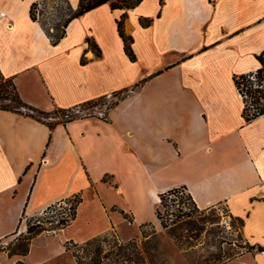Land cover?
<instances>
[{
	"label": "crops",
	"instance_id": "crops-1",
	"mask_svg": "<svg viewBox=\"0 0 264 264\" xmlns=\"http://www.w3.org/2000/svg\"><path fill=\"white\" fill-rule=\"evenodd\" d=\"M35 2L0 0V75L25 103L51 112L129 94L106 118L53 130L0 110V264H75L66 241L118 232L121 211L158 227L159 195L179 187L201 210L225 207L245 241L264 247V116L245 122L233 83L264 52V0H142L124 11L134 60L118 32L123 11L92 9L54 45L30 17ZM67 2L76 10L79 0ZM77 194L65 228L8 254L25 219ZM225 264H264V253Z\"/></svg>",
	"mask_w": 264,
	"mask_h": 264
},
{
	"label": "trees",
	"instance_id": "trees-1",
	"mask_svg": "<svg viewBox=\"0 0 264 264\" xmlns=\"http://www.w3.org/2000/svg\"><path fill=\"white\" fill-rule=\"evenodd\" d=\"M141 2L142 0H79L78 7L64 21L62 30L59 33L55 35L51 34L44 26L43 27L45 28L52 44L56 45L64 37L66 33V27L72 19L79 17L101 5L109 4L112 11H123L119 19H117L118 32L124 42V49L126 54L131 60H134L135 55L133 54L131 48L132 39L131 37L126 36L124 33L123 19L125 17V10L133 9ZM35 4L36 3H33L30 8V17L33 21H37L34 12ZM141 22L146 26L150 23V21H148L147 19H143L141 20ZM256 60L258 65L254 71L233 76L235 89L243 102L242 117L247 123L264 116V52L258 55L256 57ZM133 90H135V88H133L132 91ZM122 93L123 98L127 97L129 94V92L126 90L122 91ZM102 99L103 98L91 101L77 107L68 109L57 108L51 112H46L25 103L21 98L13 80L11 78H4L0 75V110L9 111L29 117L37 122L46 124L51 130H53L58 125H65L70 121L88 117L89 115L76 111H78L79 109L84 110L88 106L92 107L93 104L95 105L97 102H102ZM117 104H114L107 108L105 118L107 117V114L110 112V110H112ZM174 197L181 198L178 202L179 207L176 213L172 211L171 213H167L166 217L163 216L161 214L160 208L166 207L169 210L170 207H175L173 203L175 202ZM159 198L160 202L159 206L156 209V216L164 229L172 226V234H176L178 230L184 227L187 229L188 227L192 228L194 222L189 221V219L192 217L191 215L194 212H199V210L205 211L199 209L196 206L191 195L187 193L185 187L168 190L167 192L160 194ZM168 199L171 202L169 205L166 204ZM81 201L82 198L80 194H77L65 201H61L48 206L41 215L47 216L57 208H63L64 205L70 204V208L68 209L69 212L66 216L62 215L60 222L57 224V228L63 229L75 218L77 207L81 203ZM121 213L123 215H126L123 211H121ZM169 215L176 217V220L171 221L170 224H168L167 222L169 219L167 217H169ZM39 218L40 217L34 218L36 224L28 223L27 235L24 238L25 244L11 251V256H26L29 253V245L31 240L45 230V227L43 226L44 222H42ZM182 219H184V221H182ZM236 220L240 224L241 231L243 222L240 219ZM108 245V249H104V247ZM64 248L66 252H70L72 254L76 264H148L145 260V257H143V255L139 252L136 241L133 240L119 241L113 239L112 244H108L107 237L102 235L89 239L81 244L74 243L72 240L66 241L64 244ZM246 252L264 253V247L259 245H251L246 242L245 246L238 253H229L226 255H222L221 253H219L205 261L207 264H225L227 261L232 260ZM16 264L26 263L23 261H17ZM149 264H152L151 261H149Z\"/></svg>",
	"mask_w": 264,
	"mask_h": 264
},
{
	"label": "rangeland",
	"instance_id": "rangeland-1",
	"mask_svg": "<svg viewBox=\"0 0 264 264\" xmlns=\"http://www.w3.org/2000/svg\"><path fill=\"white\" fill-rule=\"evenodd\" d=\"M53 0H44V5L38 8L37 3L34 7V12L42 26H44L51 34H57L62 30L64 21L73 13L71 5L67 0L63 1L59 6L52 3ZM102 102H97L93 106H88L84 110L76 112L87 114L89 116H105ZM175 207H161V214L166 217L167 213L172 211L176 213L179 207L180 197L175 198ZM171 202L168 199L167 205ZM70 204L64 205L63 208H57L49 215H39L38 218L44 222L45 230L42 234L55 235L59 232L58 223L62 215L66 216L69 212ZM189 221L194 222L192 228H182L176 234H172V226L164 229L161 224L156 227L153 225H142L135 227L133 220L129 214L123 217L126 220V225H120L118 232L105 234L108 239V244H112L113 239L119 241H136L139 252L145 257L149 264H207L205 260L212 256L221 253L235 254L242 250L246 242L240 231L239 222L234 219L223 206H217L205 211L194 212ZM33 217L25 219V232L17 231L5 245V250L10 255V252L25 244L24 238L27 235L29 224H36ZM168 224L175 221L176 217L169 215ZM32 219V220H31ZM49 222H48V221ZM47 221V222H46ZM184 221V219H182ZM181 221V222H182ZM65 228V227H64ZM107 244V243H106ZM105 246L104 249H108ZM74 250V248H73ZM71 256L72 254L68 252ZM73 257V256H72ZM74 259V258H73ZM75 262V260H74ZM76 264V263H75Z\"/></svg>",
	"mask_w": 264,
	"mask_h": 264
},
{
	"label": "built area",
	"instance_id": "built-area-1",
	"mask_svg": "<svg viewBox=\"0 0 264 264\" xmlns=\"http://www.w3.org/2000/svg\"><path fill=\"white\" fill-rule=\"evenodd\" d=\"M63 1H65V0H53L52 3L55 6H59L61 3L63 4ZM35 3H37L38 8H41L42 5H44V0H36ZM122 98H123L122 93H114V94H111L109 96L103 97L102 106L104 107V113L106 114V110L109 106H112L114 104L119 103L122 100ZM105 116L101 115V117H103V118H105ZM65 215H67V214H65Z\"/></svg>",
	"mask_w": 264,
	"mask_h": 264
},
{
	"label": "bare ground",
	"instance_id": "bare-ground-1",
	"mask_svg": "<svg viewBox=\"0 0 264 264\" xmlns=\"http://www.w3.org/2000/svg\"><path fill=\"white\" fill-rule=\"evenodd\" d=\"M160 201V200H159ZM24 231V230H23Z\"/></svg>",
	"mask_w": 264,
	"mask_h": 264
}]
</instances>
